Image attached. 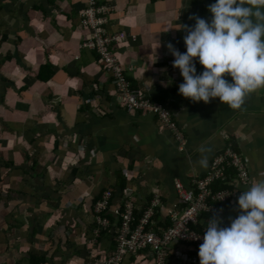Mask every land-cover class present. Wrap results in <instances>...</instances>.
Masks as SVG:
<instances>
[{"label": "crops", "instance_id": "0c3cea01", "mask_svg": "<svg viewBox=\"0 0 264 264\" xmlns=\"http://www.w3.org/2000/svg\"><path fill=\"white\" fill-rule=\"evenodd\" d=\"M214 2L98 0L114 10L107 35L127 37L111 45L113 55L133 66L128 76L136 89L174 115L182 133L176 139L153 115L128 113L116 100L99 53L82 46L91 36L79 20L86 0H0V194H6V200L0 195V264H31L33 253L44 255L41 264H107L119 220L94 211L106 188L114 201L125 185L134 199L159 194L165 206L176 198L174 179L188 185L231 141L251 180L264 179V88L239 109L219 98L192 102L178 92L183 78L166 45L185 52L182 25L193 26L194 15L210 21ZM4 186L38 202L14 200ZM226 212V218L238 214V205ZM130 254L122 264L152 263Z\"/></svg>", "mask_w": 264, "mask_h": 264}, {"label": "clouds", "instance_id": "9594fccd", "mask_svg": "<svg viewBox=\"0 0 264 264\" xmlns=\"http://www.w3.org/2000/svg\"><path fill=\"white\" fill-rule=\"evenodd\" d=\"M208 11L210 21L194 15L193 26L182 25L185 52L166 45L183 78L178 92L192 102L219 98L239 109L250 93L264 88V0H215ZM194 60L203 66L199 74ZM237 205L239 214L228 226H221L218 215L208 218L199 264H264V179L241 191Z\"/></svg>", "mask_w": 264, "mask_h": 264}, {"label": "built area", "instance_id": "2783aa9c", "mask_svg": "<svg viewBox=\"0 0 264 264\" xmlns=\"http://www.w3.org/2000/svg\"><path fill=\"white\" fill-rule=\"evenodd\" d=\"M86 1L90 7L81 16L82 25L93 32L82 46L96 50L109 72H119L116 75L112 72L114 75L112 77L117 85L118 95L128 93L129 104L127 106L124 103V107L130 113L147 112L155 115L167 130L174 133L176 139L181 138L182 133L178 130L174 115L166 106L153 101L150 97L134 94L138 91L130 88L124 74L126 68L124 69L118 62L111 50V45L120 38L124 39V36L122 34L108 36L104 29L108 21L107 16L112 11L104 10V7L98 4V0ZM233 153L240 159L236 157L229 159L224 154H218L210 165V167L213 165L214 169H208L203 178H192L190 185L178 183L175 186L176 202L172 208L167 209L162 219L158 218L159 216L154 218L158 211L157 207L160 211L164 207L159 194H154L146 201L148 203L144 207L143 204L138 207L140 200L136 201L130 195L132 189L126 188L124 194L117 200L119 204L112 208V194L110 190H105L96 202L95 213L102 215L109 212L119 220L117 247L107 264H122L126 255L139 251L144 253V257H152L151 264H199L198 249L203 242L202 236L207 225L203 222L204 217L218 215L225 223L221 226H228L230 218H235L239 213L226 218L224 216L226 211L236 205L237 197L243 191L241 188L252 183L244 159ZM242 165L244 169H239ZM218 182L231 187L219 188L216 185ZM98 220L103 225L109 224L107 218L98 216ZM159 222L161 224H158Z\"/></svg>", "mask_w": 264, "mask_h": 264}, {"label": "rangeland", "instance_id": "374dc122", "mask_svg": "<svg viewBox=\"0 0 264 264\" xmlns=\"http://www.w3.org/2000/svg\"><path fill=\"white\" fill-rule=\"evenodd\" d=\"M88 7H90L89 6V4H87V3H85V8H83L81 11H80V13H79V15H80V17L82 16V14L84 13V11H86V9L88 8ZM104 7V10H108V11H114L113 10V7L112 6H103ZM105 21H107L106 19H104ZM91 33L93 32V30L92 29H90L89 30ZM91 35V34H90ZM124 36V39H126L127 37H126V35L124 34L123 35ZM124 39L123 38H120L119 40H118V42H116L117 44H123L124 43ZM114 46H115V44H114ZM88 48V47H87ZM88 49H91V48H88ZM1 67V66H0ZM132 68H133V66L132 65H130V67H128V68H126L125 70H128L129 72H131L130 71V69L132 70ZM115 75H116V73H119V72H117V71H112ZM111 71H110V73H111V75L114 77V75H113V73H112ZM128 81V80H127ZM129 82V81H128ZM113 84V87H114V89H115V93H116V91L118 90V88H117V85H116V83H115V81L112 83ZM129 85H130V82H129ZM15 86V85H14ZM120 91V90H119ZM135 91V90H134ZM138 92H134V94L136 93L137 95H140V94H142L144 97H151L149 94H147V93H144V91H142V90H140V89H138L137 90ZM115 93H114V95H115ZM121 93V92H120ZM130 93H132V92H130ZM115 97H116V100L118 99V103H120L123 107L125 106V104L124 103H126L127 104V106H128V104H129V101H128V93L126 92V93H121V94H119L118 96L117 95H115ZM93 100L95 101V99L93 98ZM154 101V100H153ZM148 102V101H147ZM155 102H158V101H155ZM161 105H162V103H161ZM163 106V105H162ZM165 106V105H164ZM124 109L127 111V109L124 107ZM128 112V111H127ZM128 113H130V112H128ZM131 113H133V112H131ZM134 113H136V112H134ZM143 113H146V114H150V113H147V112H143ZM150 115H153V114H150ZM156 119H157V117L155 116V115H153ZM174 120H175V117H174ZM175 129L177 130V128L175 127ZM233 146V142L231 141L229 144H228V148H227V146L221 151V152H219L218 154H224L227 158H229V159H235V157L236 158H238V159H240L238 156H236L233 152H235V153H237V154H239L238 152H236V150H234L233 148H231ZM217 154V155H218ZM223 155V156H224ZM240 155V154H239ZM241 156V155H240ZM216 157H218V156H214L212 159H213V162H214V159L216 158ZM241 158H242V156H241ZM211 159V160H212ZM245 168H247V165L245 164ZM208 169H214L213 168V165L210 167V165L208 166V168L206 169V170H208ZM239 169H244V165H242V166H240V168ZM248 169V168H247ZM226 176V175H225ZM190 177H192V178H197L195 175H193V176H190ZM251 182H253L252 180H251ZM35 183H39V181H35ZM178 183H180L181 184V182L179 181V180H177V179H174L173 180V184H174V189H175V186L178 184ZM183 185H185V184H183ZM34 186V185H33ZM38 188V187H37ZM189 188H192V187H189ZM3 190L4 191H6V192H9L11 195H13L11 198H14V200H19V201H21V202H23V203H26V204H28V205H31L32 204V202H38V200L36 199V200H33L32 202H28L27 201V199H29V197L31 196V195H29V194H27V195H24L22 192H20V190H14V189H10V188H8V187H3ZM3 190H2V192H3ZM34 191L36 192V187L34 186ZM40 191H43V190H40ZM6 192H4V193H6ZM1 195V194H0ZM3 195V194H2ZM1 195V197L3 198V199H5L4 198V196H6V194H4V196H2ZM120 197V193H119V195L117 196V200H118V198ZM115 199V198H114ZM136 200H138V198H135ZM171 200L167 203V205H165L164 207H163V210H161V212L160 213H165L166 211H167V209H170V208H172V206H173V204H174V202H176V198L174 199V198H170ZM6 200V199H5ZM117 200H115V201H113V203L111 204V207L112 208H114L115 206H117L118 204H119V202L117 201ZM42 201V200H41ZM142 201H141V203H140V205L138 206V207H141L142 206ZM95 205H96V201H95ZM95 205H94V211H95ZM30 208V209H29ZM29 208L28 207H26V212H23V215H22V220L23 221H27V217H29L30 215H31V213H32V211H33V209H32V206H29ZM26 213V214H25ZM38 213V212H37ZM27 215V216H26ZM55 215V214H54ZM20 217H18V219H19ZM53 218L52 217H50L49 219H46L45 220V225H48L49 223H50V221L52 220ZM17 227V226H16ZM39 231H42L43 230V227L42 226H39V229H38ZM19 233V229H18V227L15 229V234H18ZM50 240V239H49ZM105 262H108V260H105ZM98 264H102L99 260H98V262H97ZM145 263V261H142V263L141 264H144Z\"/></svg>", "mask_w": 264, "mask_h": 264}, {"label": "trees", "instance_id": "16d2710c", "mask_svg": "<svg viewBox=\"0 0 264 264\" xmlns=\"http://www.w3.org/2000/svg\"><path fill=\"white\" fill-rule=\"evenodd\" d=\"M79 20H80V25H81V27H83L84 29H87V30H89V28H87V27H84L83 25H82V18L80 17V15H79ZM96 51V50H95ZM99 55V54H98ZM118 60V59H117ZM106 68H108L107 66H105ZM124 67V69L126 68L125 66H123ZM44 68H47V66L46 67H44ZM109 70V69H108ZM124 74L126 75V79L130 82V88L132 89V90H138V89H136L133 85H132V83H131V80H130V76H128V74H129V71L128 70H125L124 71ZM111 78H112V83H113V77H112V75H111ZM116 95L118 96V92L116 91ZM136 113H141V112H136ZM158 122L161 124V122L158 120ZM175 123H176V121H175ZM177 125V124H176ZM167 131H169V132H172V131H170V130H167ZM173 133V132H172ZM174 134V133H173ZM227 148H228V146H227ZM211 162H212V160L210 161V164L209 165H211ZM207 171L208 170H206L202 175H200L199 177H197V178H203L206 174H207ZM191 180H192V177L191 178H188V180H187V182L189 183L188 185H190L191 184ZM216 185H218L217 187H219V188H222V187H224V188H227V187H231L230 185H227V184H221L220 182H218V183H216ZM126 188H129L128 186H125V185H122L121 186V188L119 189V192H120V197L122 196V194H124V192H125V190H126ZM132 189V188H131ZM105 190H110V193L112 194V199H111V201L113 202L114 201V192H113V190H112V188H106ZM104 190V191H105ZM103 191V192H104ZM132 192H133V190H132ZM132 192H131V194H132ZM130 194V195H131ZM154 195V194H153ZM152 195V196H153ZM101 196H102V194H101ZM101 196H99V198L101 197ZM135 196V195H134ZM151 195H148L147 194V198H144L143 200H140V203H141V201H144V203H143V207L145 206V205H147V203H146V201H148L151 197H152ZM133 197V196H132ZM99 198H97V199H99ZM96 199V200H97ZM119 199V198H118ZM136 201H139V199L138 200H136ZM163 202V201H162ZM146 203V204H145ZM165 203L163 202V205H164ZM237 204V203H236ZM227 205H230V203H227ZM143 207H142V209H143ZM142 209H141V211H142ZM157 209H158V211L155 213V215H154V218H157L159 215H160V208L159 207H157ZM141 211L139 212V215L141 214ZM209 217H211V216H207V218H205L204 217V219H203V222H204V224H207V221H208V218ZM220 217V216H219ZM158 224H161L160 222L158 223ZM222 224H225L223 221H222ZM137 253H140L139 255H142L143 257H144V253L143 252H137ZM142 253V254H141ZM194 254H196V252H194ZM129 256H134V257H131V260H135V254H130ZM41 257H44V255L43 256H38V255H36L35 253H33V254H31L30 256H29V259H30V263L31 264H41L42 262H41ZM150 257V256H149ZM144 258H146V259H148V257H144ZM47 261V260H46Z\"/></svg>", "mask_w": 264, "mask_h": 264}]
</instances>
